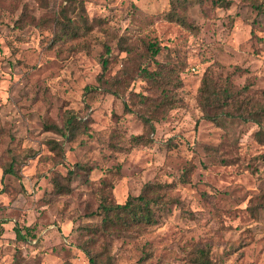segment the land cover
<instances>
[{"label":"rangeland","instance_id":"obj_1","mask_svg":"<svg viewBox=\"0 0 264 264\" xmlns=\"http://www.w3.org/2000/svg\"><path fill=\"white\" fill-rule=\"evenodd\" d=\"M229 1L0 0V264H264V0ZM149 181L158 222L103 225Z\"/></svg>","mask_w":264,"mask_h":264},{"label":"trees","instance_id":"obj_2","mask_svg":"<svg viewBox=\"0 0 264 264\" xmlns=\"http://www.w3.org/2000/svg\"><path fill=\"white\" fill-rule=\"evenodd\" d=\"M222 5L228 4L229 0H216ZM168 16L171 19H178L183 24L189 23L185 17L180 15L177 11V8L173 7L169 12ZM152 48L155 47V51H159L155 43H150ZM104 69L107 68L108 58L105 57L103 60ZM247 87V85L245 86ZM115 93L118 92V89H113ZM223 92L226 95V98H232L235 93H232L230 88L226 87ZM119 94V93H118ZM216 90L213 89L209 76H205L203 79L202 86V104L206 110V116L217 120L220 122L221 115L220 113H209L207 108L209 106H218ZM175 97L169 94H165L160 100H157L155 108L163 105H172L175 103ZM264 115V103L260 104L259 108L253 111L252 119L257 121L259 124H262V119ZM76 116L70 114L67 119V122L64 126H58L57 124H52L53 128L58 130L60 133L73 137L79 132V125L75 121ZM146 122H148L152 128L155 129L154 122L151 116L144 115ZM251 118V117H247ZM257 138L264 143V128L260 126V129L256 132ZM143 135H135L134 140L142 141L144 139ZM58 145V141L54 140V146ZM62 188V187H60ZM165 191L164 186L160 182H147L142 191L137 195L130 196L125 202L114 201L109 194H106L102 198V202L99 206V212L103 214V225H120V226H132V225H149L158 222V217L155 214V209L153 206L160 205L165 202ZM18 236L24 238L25 234L22 233L21 229H17ZM91 264H98L96 257L92 256L90 258ZM195 264H218L212 257L210 248L198 247L196 250V255L193 258Z\"/></svg>","mask_w":264,"mask_h":264}]
</instances>
